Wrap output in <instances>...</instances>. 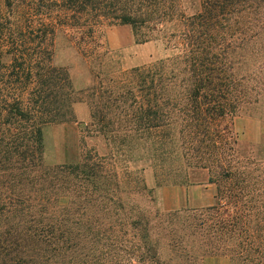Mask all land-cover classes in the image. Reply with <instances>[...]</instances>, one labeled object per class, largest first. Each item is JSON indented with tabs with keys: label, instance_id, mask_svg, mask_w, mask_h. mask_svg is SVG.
Returning a JSON list of instances; mask_svg holds the SVG:
<instances>
[{
	"label": "trees",
	"instance_id": "1",
	"mask_svg": "<svg viewBox=\"0 0 264 264\" xmlns=\"http://www.w3.org/2000/svg\"><path fill=\"white\" fill-rule=\"evenodd\" d=\"M0 4V264H200L215 254L264 264V207L242 202L250 194L232 171L235 140L220 127L264 94V0H200L192 14L182 0ZM119 24L137 43L177 52L125 68L104 37ZM59 40L87 64L88 87L76 90L55 63ZM78 99L109 151L50 166L45 131L75 122ZM146 167L157 186L187 185L191 169H207L217 201L150 217L122 196L152 192ZM72 177L102 201L69 205Z\"/></svg>",
	"mask_w": 264,
	"mask_h": 264
},
{
	"label": "rangeland",
	"instance_id": "2",
	"mask_svg": "<svg viewBox=\"0 0 264 264\" xmlns=\"http://www.w3.org/2000/svg\"><path fill=\"white\" fill-rule=\"evenodd\" d=\"M2 5L0 4V8ZM185 13L192 14L200 8V0H182ZM178 23L170 25V30H176ZM111 37V43L109 41ZM104 37L109 47L118 52V58L125 68L141 66L177 52L171 47H166L164 42L148 41L137 43L129 25H110L104 28ZM55 63L66 66L72 77L76 90L88 87L91 75L87 64L79 56L76 49L66 46L59 40L55 53ZM258 102L245 105L238 112L226 116L221 122V128L232 136V171L235 180H245V194L242 202L264 207V94H256ZM81 98V96H78ZM76 121L52 125L45 131V162L50 166L62 163H72L79 159L82 152L100 154L109 151L107 141L91 127V107L83 99H78L73 104ZM90 125V126H89ZM88 126V127H87ZM143 164V163H141ZM133 164L131 167L133 168ZM142 166V165H139ZM143 172L151 193L124 194L123 200L128 204L137 203L146 214L152 217L156 211L168 212L184 208L209 207L216 203L217 185L209 182L207 169L195 168L190 170V183L187 185H162L157 186L154 170L151 167ZM91 184L80 178L70 179L69 192L64 201L74 207L97 205L102 201L98 195H91ZM190 223V222H188ZM161 230V228L159 227ZM162 231V230H161ZM193 228L187 227L182 236L188 238L194 250L201 246L196 241ZM200 264H231L228 256L208 255Z\"/></svg>",
	"mask_w": 264,
	"mask_h": 264
},
{
	"label": "crops",
	"instance_id": "3",
	"mask_svg": "<svg viewBox=\"0 0 264 264\" xmlns=\"http://www.w3.org/2000/svg\"><path fill=\"white\" fill-rule=\"evenodd\" d=\"M109 41H110V43H111V37L109 36Z\"/></svg>",
	"mask_w": 264,
	"mask_h": 264
}]
</instances>
